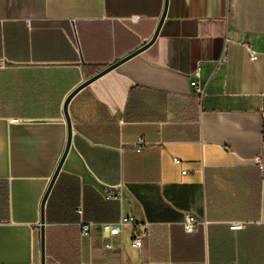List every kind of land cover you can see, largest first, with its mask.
I'll return each instance as SVG.
<instances>
[{"label": "crops", "instance_id": "0c3cea01", "mask_svg": "<svg viewBox=\"0 0 264 264\" xmlns=\"http://www.w3.org/2000/svg\"><path fill=\"white\" fill-rule=\"evenodd\" d=\"M164 10L165 0H41L32 16L0 18V264H41L65 103L149 43ZM67 111L46 264H264V0H168L155 44ZM118 189L122 204L105 198ZM122 216L149 225L141 249L130 227L102 230ZM82 222L95 224L88 238Z\"/></svg>", "mask_w": 264, "mask_h": 264}, {"label": "built area", "instance_id": "2783aa9c", "mask_svg": "<svg viewBox=\"0 0 264 264\" xmlns=\"http://www.w3.org/2000/svg\"><path fill=\"white\" fill-rule=\"evenodd\" d=\"M191 86L194 90L195 95L199 97H203L205 94L204 88L199 84L198 80H194L191 83ZM15 123H19V120H15ZM176 165H181L182 162L178 159L174 160ZM185 174V172H183ZM107 200H114L123 203L124 196L121 189H118L117 192H109L105 195ZM78 213L81 215L82 210H79ZM95 224L91 222H82L80 224L81 227V237L88 238L90 236L91 230ZM201 223L193 216L187 215L184 222V230L188 234L196 233L198 231V227ZM121 227H130L132 230L131 240L132 246L136 249H141L144 245L145 240L149 237V225L144 224L138 227L135 219L132 216H122L118 224H103L101 228L103 231H107L111 237L118 236L120 233ZM233 231H240L245 228L244 223H234L230 226Z\"/></svg>", "mask_w": 264, "mask_h": 264}, {"label": "water", "instance_id": "95a60500", "mask_svg": "<svg viewBox=\"0 0 264 264\" xmlns=\"http://www.w3.org/2000/svg\"><path fill=\"white\" fill-rule=\"evenodd\" d=\"M167 4H168V0H165V10H164V13L161 17V20L159 22V25H158V28L152 38V40L147 43L145 46H143L142 48H140L139 50L133 52L132 54H130L129 56H127L126 58L120 60L119 62H117L116 64L106 68L105 70H103L102 72H100L98 75H96L95 77L91 78L90 80H88L87 82H85L82 86H80L73 94H71L69 96V98L67 99L66 103H65V106H64V115H65V119H66V122H67V127H68V141H67V146H66V149H65V152L59 162V165L57 167V170L51 180V183H50V186L43 198V201H42V205H41V219H40V228H41V264H46V241H45V207H46V203L48 201V198L50 196V193L53 189V186L60 174V171H61V168H62V165L65 161V158L68 154V151H69V148H70V145H71V122H70V119H69V115H68V111H67V107H68V104L70 102V100L74 97V95H76L81 89L87 87L88 85H90L91 83H93L94 81H96L97 79L103 77L104 75L110 73L111 71L117 69L118 67H120L122 64H124L125 62L129 61L130 59L140 55L141 53L145 52L146 50H148L150 47H152L158 36H159V33H160V30H161V27L163 25V22L165 20V16H166V9H167Z\"/></svg>", "mask_w": 264, "mask_h": 264}, {"label": "rangeland", "instance_id": "374dc122", "mask_svg": "<svg viewBox=\"0 0 264 264\" xmlns=\"http://www.w3.org/2000/svg\"><path fill=\"white\" fill-rule=\"evenodd\" d=\"M41 0H0V18L32 16Z\"/></svg>", "mask_w": 264, "mask_h": 264}]
</instances>
